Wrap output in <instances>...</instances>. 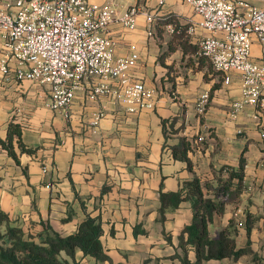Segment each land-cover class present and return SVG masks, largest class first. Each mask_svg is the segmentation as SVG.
<instances>
[{
	"label": "crops",
	"instance_id": "1",
	"mask_svg": "<svg viewBox=\"0 0 264 264\" xmlns=\"http://www.w3.org/2000/svg\"><path fill=\"white\" fill-rule=\"evenodd\" d=\"M111 4L117 13L130 7L143 11L133 29L111 22L107 32L114 54L125 55L135 49L139 59L131 76L156 90L152 109L128 113L124 105L106 96L90 97L84 81L66 109L46 106V88L29 80H16L12 74L0 76V138L6 135L10 119L21 125V140L36 148L20 152L16 162L0 147V211L25 231L38 232L50 226L61 234L73 232L86 216H99L101 242L114 263L182 264L178 235L192 218L191 203L182 201L168 208L160 218V192L176 191L184 180L197 175L211 177V169L221 164L236 166L243 148L246 188L235 204L227 203L223 214H215L209 225L210 237L228 223L239 221L236 246L247 242L245 212L255 217L250 247L258 256L242 255L209 259L206 264H264V202L249 196L253 186L264 190V151L260 146L259 123L264 114L246 105L236 116L228 114L231 102L239 98L238 80L222 82L211 63L199 57L194 48L203 30L188 34V24L197 21L189 5L181 0H88ZM144 11H159L151 27ZM166 15L173 22H166ZM168 24H173L170 32ZM177 25H185L180 36ZM152 34H148V30ZM181 34V33H180ZM207 91L209 105L204 114L195 109L199 94ZM102 110L97 125L90 124L93 114ZM258 113V114H256ZM256 114V115H255ZM256 116V117H254ZM166 120V132L162 127ZM181 137L190 141L186 162L174 159L169 148ZM105 190H104V189ZM258 190V191H259ZM254 199L260 206L249 204ZM140 230L134 233V227ZM69 261L64 253L60 255ZM194 251L188 252L193 260ZM79 264H110L77 250Z\"/></svg>",
	"mask_w": 264,
	"mask_h": 264
},
{
	"label": "built area",
	"instance_id": "2",
	"mask_svg": "<svg viewBox=\"0 0 264 264\" xmlns=\"http://www.w3.org/2000/svg\"><path fill=\"white\" fill-rule=\"evenodd\" d=\"M164 1L157 0L158 6ZM181 1L198 17L186 32H204L197 56L211 63L223 84L238 80L239 98L231 102L229 116L236 118L246 105L264 114V0ZM141 11L130 7L117 13L109 3L88 0H0V76L12 74L45 87V104L52 110L68 108L84 81H90L88 96L117 100L128 113L152 109L156 90L131 76L138 52L116 56L107 32L111 22L135 28ZM158 12H143L148 27ZM168 29L175 31L173 24ZM208 101L207 91L199 94L198 114L205 113ZM103 116L102 110L96 111L90 124L97 125ZM259 127L264 150V123Z\"/></svg>",
	"mask_w": 264,
	"mask_h": 264
},
{
	"label": "trees",
	"instance_id": "3",
	"mask_svg": "<svg viewBox=\"0 0 264 264\" xmlns=\"http://www.w3.org/2000/svg\"><path fill=\"white\" fill-rule=\"evenodd\" d=\"M165 17L166 22L174 21L171 15ZM177 29H180L178 33L181 36L185 25H177ZM196 51L194 48L193 52ZM198 59L201 63L202 57ZM162 127L165 133L166 120H162ZM0 147L16 162L19 161L15 147L25 153L36 151V148L28 147L22 142L21 125L14 118L7 124L5 138H0ZM169 148L174 159L185 161L186 167L192 170V163L188 157L191 145L186 137H181L177 144L170 145ZM245 149L246 146L236 166L221 164L220 167L211 169V177L202 179L194 175L184 180L178 190L160 192L161 219L166 209H174L185 200L191 203V221L178 235L183 254L173 255L178 257L182 264H206L209 259L223 258L236 261L245 254H251L253 259H258L250 247V233L255 217L249 212H245L244 229L247 242L244 246H236L235 238L239 230L236 216L229 218L228 223L218 231L216 237L212 238L209 235V225L213 221V216L223 214L227 203H237L246 188L243 156ZM139 231L142 230L135 226L134 233ZM102 232L99 216L88 215L77 224L73 232L61 234L52 230L50 226L38 232L25 231L21 226L14 224L6 213L0 211V264H79L75 259L77 250L82 252V256H91L98 261L108 260L110 264H123L114 263L104 250L101 242ZM190 250L194 251L193 260L188 258ZM61 252H64L71 261L62 258Z\"/></svg>",
	"mask_w": 264,
	"mask_h": 264
},
{
	"label": "rangeland",
	"instance_id": "4",
	"mask_svg": "<svg viewBox=\"0 0 264 264\" xmlns=\"http://www.w3.org/2000/svg\"><path fill=\"white\" fill-rule=\"evenodd\" d=\"M209 98H210V96H209ZM208 103H209V101H208ZM208 105L209 104H207L206 110L208 108ZM258 188H259V186H257V187L256 186H253L252 187L253 190L249 192V196H253L254 198H257L259 200V202L260 201H263L264 202V200L259 195L260 194V190ZM245 200L249 202V197H248V199L246 198ZM249 204L253 205V207H254L255 210H258V207L260 206L258 203H256V201L254 199H251L250 202H249ZM263 225H264V223H263Z\"/></svg>",
	"mask_w": 264,
	"mask_h": 264
}]
</instances>
